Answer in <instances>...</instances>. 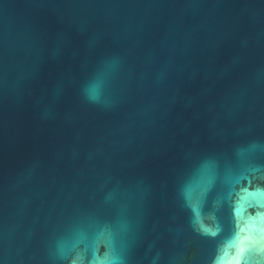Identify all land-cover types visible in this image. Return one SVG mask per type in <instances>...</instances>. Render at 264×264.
<instances>
[{
  "label": "water",
  "instance_id": "1",
  "mask_svg": "<svg viewBox=\"0 0 264 264\" xmlns=\"http://www.w3.org/2000/svg\"><path fill=\"white\" fill-rule=\"evenodd\" d=\"M0 264H264V0H0Z\"/></svg>",
  "mask_w": 264,
  "mask_h": 264
}]
</instances>
